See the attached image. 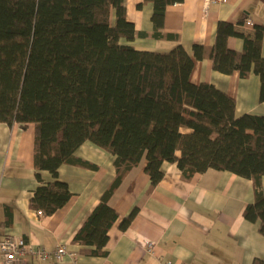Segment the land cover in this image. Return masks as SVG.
<instances>
[{
    "label": "trees",
    "instance_id": "1",
    "mask_svg": "<svg viewBox=\"0 0 264 264\" xmlns=\"http://www.w3.org/2000/svg\"><path fill=\"white\" fill-rule=\"evenodd\" d=\"M151 1L154 31L135 29L125 0H0V121L33 124L39 183L29 203L46 213L67 201L71 191L57 168L63 162L97 167L75 154L90 140L113 154L115 173L71 238L79 252L107 253L108 229L119 216L108 198L142 157L150 185L161 178L163 160L175 162L184 178L208 167L251 178L254 199L242 214L258 220L264 237V114L236 115L233 96L189 78L194 57H208L218 71L256 73L264 99V23L240 31L218 20L213 44L194 42L192 53L180 43L162 51L121 42L163 35L155 28L176 0ZM229 35L242 38L240 50L228 47ZM41 169L53 179L43 181ZM135 211L121 217V228Z\"/></svg>",
    "mask_w": 264,
    "mask_h": 264
},
{
    "label": "crops",
    "instance_id": "2",
    "mask_svg": "<svg viewBox=\"0 0 264 264\" xmlns=\"http://www.w3.org/2000/svg\"><path fill=\"white\" fill-rule=\"evenodd\" d=\"M151 0H125V16L136 30L154 31ZM264 23V0H176L167 3L157 31L162 36L136 35L120 41L135 48L169 50L180 43L192 53V44L212 45L218 20H227L240 31H251L245 24ZM228 47L240 50L242 38L229 35ZM264 56V33L261 42ZM193 82L208 81L234 97V112L264 114V99L258 98V75L238 71L224 73L213 68L210 58L193 59L189 73ZM34 128L0 121V235L20 234L32 243L53 248L63 242L76 251V264H161L171 257L177 264H251L254 257L264 258V237L258 220L246 219L242 210L252 202V179L227 169L208 167L184 178L175 162L163 160L161 178L150 185L144 170L145 158L132 166L108 198L118 218L108 229L105 255L79 252L80 244L71 238L112 179L113 154L90 140H84L75 154L97 167L61 163L58 179L64 180L71 194L61 206L38 214L29 198L39 183L33 165ZM43 181L53 179L46 169L39 170ZM264 193V175L261 177ZM136 211L125 228L119 220L132 207ZM144 237L153 241L151 252L143 247ZM162 258V259H161ZM28 264H72L62 259L38 260L28 256Z\"/></svg>",
    "mask_w": 264,
    "mask_h": 264
},
{
    "label": "built area",
    "instance_id": "3",
    "mask_svg": "<svg viewBox=\"0 0 264 264\" xmlns=\"http://www.w3.org/2000/svg\"><path fill=\"white\" fill-rule=\"evenodd\" d=\"M205 2H228L230 0H204ZM245 24H253L254 20L250 17L244 19ZM38 214H42L41 208L36 209ZM143 247L151 252L153 241L150 237H144ZM28 256H34L36 259H62L68 256L72 264H76L77 253L69 249L65 243L56 242L53 248L48 249L42 244L32 243L20 234L7 233L0 235V264H28ZM162 259V258H161ZM161 264H177L174 259L167 257Z\"/></svg>",
    "mask_w": 264,
    "mask_h": 264
}]
</instances>
